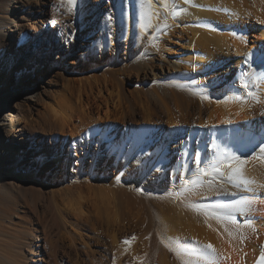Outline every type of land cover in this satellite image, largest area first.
I'll return each instance as SVG.
<instances>
[{
    "label": "bare ground",
    "instance_id": "6f19581e",
    "mask_svg": "<svg viewBox=\"0 0 264 264\" xmlns=\"http://www.w3.org/2000/svg\"><path fill=\"white\" fill-rule=\"evenodd\" d=\"M176 2L184 11L174 19L155 0L152 15L141 0H76L71 11L60 0H0V264H180L160 243L170 238L212 244L230 257L220 264H257L264 161L253 148L264 140V79L247 74L264 72V3ZM123 44L137 80L163 87L160 111L141 99L140 114L109 71ZM82 53L86 73L67 75ZM237 95L247 102H223ZM32 100L44 110L35 114ZM193 151L247 157L253 191L227 180L210 187L187 156L181 167V152ZM241 201L250 210L233 214L239 232L191 207Z\"/></svg>",
    "mask_w": 264,
    "mask_h": 264
},
{
    "label": "snow or ice",
    "instance_id": "6c2138e0",
    "mask_svg": "<svg viewBox=\"0 0 264 264\" xmlns=\"http://www.w3.org/2000/svg\"><path fill=\"white\" fill-rule=\"evenodd\" d=\"M191 2L192 0H184L185 4ZM261 2L264 3V0H261ZM60 3L61 5L66 3L69 6L70 11L73 10L76 6V0H60ZM141 3H146L149 6L148 14L152 15L153 12L151 6L153 4V0H141ZM155 3L165 10L170 11L174 19L178 18L184 11V9L179 7L176 0H155ZM155 15H159V13H155ZM107 19L110 23L114 19V17L109 16ZM261 22L264 23V21ZM53 23L55 22L53 21ZM164 26L168 27L166 23ZM233 35L235 36L236 34L234 33ZM237 38L241 41H243L244 39L242 36H239ZM247 75L251 76L253 82L264 79V72L251 73ZM257 86L259 85L257 84ZM248 87L249 85L247 83L242 85V88L244 89H247ZM193 94L199 95V98L202 101L209 100L208 95H204L201 93ZM245 94L246 96L251 97L252 99L259 102L256 95L252 91H247ZM234 101L247 102L243 99V97L238 95L233 98V101L225 100L223 102L229 103ZM222 123L225 125H230L232 121L229 119H225L222 121ZM204 127L208 126L204 125ZM211 127L215 128L216 126L212 125ZM213 135H215V133H213ZM253 151H258V153L260 154L259 158L264 161V140H262L259 145L255 146L253 148ZM185 156H187L188 159H190L193 164L196 165L195 175L197 177L203 176L210 178L208 180V184L210 187L212 186L213 182H218L221 186H223V181L227 180V182L234 188L243 189L246 192L253 191L250 185L254 184L255 181L249 180L244 174V166L247 157L241 158V156L232 153L225 155L223 158L213 156L208 160H204V158L198 151H193L190 154L181 152L179 159L182 168L186 163V161L184 160ZM189 183L199 186L197 180H190ZM260 187H264V185H261ZM185 191H191V189L185 188ZM175 195L176 198L179 199L182 193L177 192ZM191 207L196 211L202 212L206 218L210 217L215 219L217 222L221 223L222 226L225 224L233 226L236 229V232H239L240 228L238 221L233 214H245L250 210V204L248 201H241L239 204H219L215 207L193 204L191 205ZM224 231L227 232L229 236L234 235V233L230 231L228 227H225ZM135 239V236H133L131 237V239H125L123 243L125 245H130L131 241H134ZM242 241L243 238H241V242ZM160 243L164 244V246L168 248L170 252L175 253L176 258L180 261V264H220V261L222 259H230V257H225L218 253V251L210 243L201 245L199 241H196L194 244H189L187 241L182 242L181 240H179V238H170L167 242L164 239H161ZM127 250L128 249L125 248V251ZM261 260H264V246L261 247L260 258L257 261V264H260ZM113 264H115V261H113ZM141 264H143L142 261Z\"/></svg>",
    "mask_w": 264,
    "mask_h": 264
},
{
    "label": "rangeland",
    "instance_id": "374dc122",
    "mask_svg": "<svg viewBox=\"0 0 264 264\" xmlns=\"http://www.w3.org/2000/svg\"><path fill=\"white\" fill-rule=\"evenodd\" d=\"M99 38H102V37L97 36L96 40L99 39ZM88 45H89V42L85 43L84 47L87 48ZM126 48L127 47H126L125 44L119 46L118 54L116 56L117 57L116 58V64L117 65L115 64V66H112L114 68H112V67H110L111 69L108 68L109 71L112 73L113 76L122 78V80H123L122 81L123 88H124L125 92L132 99H134L137 102V104H138V112L140 114L143 112V107H142L143 105L141 106V104H139V100H141V99L145 102V104L146 103L152 104V106H154L156 109H158L160 111V106L156 102L155 98H156V95H158V96H162L163 95L162 94L163 91L161 90L163 87L156 86L154 81L153 82L151 81V82H147V83H142L141 81L137 80L138 68L135 66V64H133V62H134L133 60L130 59V61H129L127 59L128 58V52H131V49H127L126 50ZM83 53L81 55L77 54L74 57L75 58L74 66L72 64H66V67H65L64 70H65V73L67 75L68 74L69 75H81V74H85L86 73L90 58H83L84 57V56H82ZM175 56H176V52L174 53L173 50L168 53V57H170V58H173ZM105 58H106V60L113 61V55H111L110 53H108L105 56ZM73 70H74V72H72ZM139 74H141V72H139ZM169 88H167L168 92L171 93V91H173L174 88L173 87H169ZM51 93L53 95H55L56 92H55L54 87H53ZM47 98H49V97H46V96L44 97V99H47ZM31 102L34 105L35 114H38V113H40V112H42L44 110V103L38 102V101H34V100H32ZM87 129L82 134V139H85L88 136L89 133H88ZM68 152H69V150L63 151V161L59 164V169H62L64 161L66 160L67 156H69ZM82 152H83V148H80V152H79L80 156H82ZM71 153H72L71 154L72 156L77 157L76 153H74V152H71ZM85 162H86V167H89L90 158H86ZM76 165H78V164L76 163ZM47 168H49V166ZM98 169H100V168H98ZM142 196L144 197V199L145 198L146 199L147 198L150 199L151 198L150 196H152V192L150 190H147L146 193L143 194Z\"/></svg>",
    "mask_w": 264,
    "mask_h": 264
}]
</instances>
